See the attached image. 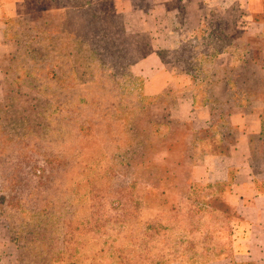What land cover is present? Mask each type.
Returning a JSON list of instances; mask_svg holds the SVG:
<instances>
[{
    "label": "rangeland",
    "instance_id": "rangeland-1",
    "mask_svg": "<svg viewBox=\"0 0 264 264\" xmlns=\"http://www.w3.org/2000/svg\"><path fill=\"white\" fill-rule=\"evenodd\" d=\"M6 25L0 264H212L228 256L222 235L231 232V212L225 224L218 217H227L224 185L191 172L230 130L219 123L192 132L171 119L175 91L145 93L133 66L152 36L126 29L113 0H24ZM261 39L221 28L159 53L198 100L225 89V98L248 102L244 90L260 81L264 91V73L246 59L258 63ZM222 49L236 60L220 70ZM217 81L226 87L214 88ZM263 138L251 143L257 169Z\"/></svg>",
    "mask_w": 264,
    "mask_h": 264
},
{
    "label": "crops",
    "instance_id": "crops-1",
    "mask_svg": "<svg viewBox=\"0 0 264 264\" xmlns=\"http://www.w3.org/2000/svg\"><path fill=\"white\" fill-rule=\"evenodd\" d=\"M23 1L0 0V60L8 51L6 20L17 16L18 5ZM113 11L123 15L126 29L152 36L150 51L133 66L136 75L144 78L145 93L158 95L169 88L175 91L178 98L171 106V119L185 123L192 132H205L219 123L230 129L226 153H205L191 172V179L197 182L222 183L224 201L235 215L231 245L224 251L229 255L212 264H264V168L257 169L251 164L250 147L262 132L263 84L259 81L252 92L245 90L251 94L248 102L237 101L233 96L225 98V89L215 97L211 90L206 101H198L189 86L181 83L183 75L169 68L159 53L183 44L198 45L214 29L240 30L245 36L262 37L258 63L250 55L246 59L264 73V0H113ZM230 17L231 21L226 23ZM236 41L233 38L224 42ZM234 53L219 50L215 65L220 70L227 68L236 60ZM254 76L249 74L251 78ZM222 83L217 81L214 88ZM227 87L234 91L231 85ZM216 104L222 106L219 113L226 114L224 121L219 120Z\"/></svg>",
    "mask_w": 264,
    "mask_h": 264
},
{
    "label": "trees",
    "instance_id": "trees-1",
    "mask_svg": "<svg viewBox=\"0 0 264 264\" xmlns=\"http://www.w3.org/2000/svg\"><path fill=\"white\" fill-rule=\"evenodd\" d=\"M230 85H231V88L233 87V85L230 83ZM243 93H245V94H248L249 92H247V91H243ZM234 97H236V95H234ZM206 101L207 100V98H204L203 100H198V101ZM216 110V109H215ZM217 111V110H216ZM218 113H219V111H217ZM225 116H226V114L225 113H223V112H221V113H219V120H225ZM225 123V122H224ZM225 125V124H224ZM226 126V125H225ZM214 127L215 126H213L211 129H214ZM226 129L227 130H230L227 126H226ZM263 132H264V123H263V126H262V132H261V136H262V134H263ZM204 133H206V131L204 132ZM228 136H230V134H222L221 135V139H220V141H219V144H220V148H219V150H214V149H212V150H209V151H206L205 153H220V154H224V153H226V151L228 150V148H229V142H230V138H228ZM226 141V142H225ZM263 141H264V138H263ZM225 142V143H224ZM201 144V143H200ZM251 164L254 166V167H256L255 166V163L256 162H254L255 161V157L258 155V153L259 152H255L254 150H255V147H254V145L253 144H251ZM223 205H224V210H225V212H223L225 215H227V217L226 216H224V215H219L218 217H219V222L221 223V224H225L226 222H228V220H229V215H228V212H231V232H229L228 233V235L226 236V235H222V234H220V235H222V237H225L226 239L227 238H230V242H229V244L227 245V247L226 248H229V246L231 245V235H232V231H233V228H234V224L236 223V220H235V215H234V212L232 211V209H231V207L224 201V203H223ZM227 212V213H226ZM223 250H225V248L224 249H222V251ZM218 252H221V248L219 249V250H217ZM224 252V251H223Z\"/></svg>",
    "mask_w": 264,
    "mask_h": 264
}]
</instances>
